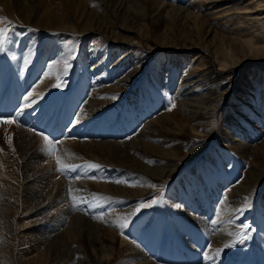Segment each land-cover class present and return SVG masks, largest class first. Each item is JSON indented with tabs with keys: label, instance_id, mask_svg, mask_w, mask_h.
I'll return each instance as SVG.
<instances>
[{
	"label": "rangeland",
	"instance_id": "374dc122",
	"mask_svg": "<svg viewBox=\"0 0 264 264\" xmlns=\"http://www.w3.org/2000/svg\"><path fill=\"white\" fill-rule=\"evenodd\" d=\"M25 1H28V0H0V18H7L5 22L0 23V27H8L9 22H16L15 24L24 25L27 27V28H23V30L21 29L22 31L19 28H15L16 30L12 29L10 31L11 33L9 34V39L7 41L8 43L7 48L9 50L7 55L9 56L10 54V56L12 57L14 52H18L19 54L18 59L13 58V61L16 62L15 60L17 61L19 60L18 65L20 67H22L23 64L25 66V62L24 60L22 61L21 58H19L20 56L23 58V56L21 55V51L17 47H20L21 43L26 45L23 41L24 37L26 39H29V43H33L35 41H36V45L39 43L37 45L39 46L37 47L39 54H41V52L45 49V47L47 45H50L52 41L53 42L57 41L59 43V47H53L54 50L51 51L48 57H44L41 60L38 57H36L34 60L30 62V63H34V62H38L39 60V63H36L39 67L45 66L46 62L51 61L55 57H58L60 63L63 62V66H60L61 69H65L64 62L68 60L70 61L71 59H72L71 61H76L79 64L83 63L86 68L87 67L89 68L90 66L92 71L90 69L88 70L87 68L88 74L86 73V68H84L83 71L79 74V76H82V79H80V82L83 79L87 78L86 74L89 76L88 78L89 83L91 82V78H90L91 76L94 77V79H92L93 81L99 77L98 75L100 73L97 71L98 68L94 66V63L101 64L103 58H108L107 54L109 53V50L106 51V49L110 44L114 48H117L118 51L116 55L111 57L110 61L105 65L106 70H104L105 68L102 69L103 71L100 70L102 71V74L103 72H108L109 69H111L118 61H121L123 59H128L129 61H131L130 64L128 65L126 64L128 62L125 63L127 65L126 67L127 69L123 68V70L120 73L115 74L116 77L113 80H111V77H109L108 74H105L104 79L101 80L104 82L98 81L92 86L91 85L88 86L87 84L81 85L78 83L77 73H79L82 70V68L76 69L78 66L74 63L70 65L71 67H68L66 69V72L61 71V75H59L60 76L59 78L55 77L54 80L56 83H54L52 86L61 84V81L62 83H64L65 80H67V83L70 86L73 85L74 83V85L78 89L77 91L79 92L81 91V94L85 95V97L83 96L82 98V101H83V102L81 101L82 103H76L77 98H75V104H74V107H72L73 110L72 109L70 110L71 113L69 112L60 113L57 117L51 116L49 121L51 122L52 125L48 129H46V126L48 123L45 126H44V123L42 122L36 123L37 126L38 124L42 125L41 127L39 126L37 127L35 124L36 122L35 119L29 120L30 124H28L27 126L30 128L34 127L33 131L31 129L30 131L36 132V133H45L49 129L53 130V128L56 126H60L62 128L61 131L64 133L63 134L64 137L63 135H61L62 137L60 138L54 137L52 139L53 143L56 144L55 145L56 153H57L56 148L57 146L58 147L60 146L61 141L67 140L65 138L66 131L67 133L69 132L70 134H74L77 132L78 134L77 137H79L80 141L89 140L91 142L92 141L97 142L99 140L115 139L119 142H122L121 144H126V143L131 144L134 140L132 137L140 133L138 130L143 129L144 128L143 125L146 122L149 124L154 122V116L163 112L164 109H166L169 105L174 104L173 102L174 94H179L181 90L186 89L187 85H186V82L182 80V74L183 73L189 74L188 72L190 71L194 72L202 56L209 61V64H211L213 67V71H211L213 75L212 79L209 80V78L206 77L207 76L206 69H203V70H200L196 74V76L192 77L190 80V83H193V85H195L196 83L201 84V85L196 84L197 90L195 94H192L191 96L192 98H194L192 102H196V103L201 102L199 106H204V108L206 109L207 108L211 109V107L213 106L215 109L214 114L216 115L215 121L211 125L212 131L210 134L206 135L204 131L202 130L190 131V132H193V134L191 135L196 134V136L190 135L188 137L189 140L186 143V148L181 152L184 155L185 152L194 150V151H197V155L184 158L185 159L184 161L179 159L180 165L177 167V169L175 170V172L173 173V175L170 177L169 180L167 181L156 180L152 184H149V186L152 187V189H155L151 191V194L145 195L144 197H142V199L136 198L132 200L130 203L129 201L128 203L124 201L123 205L120 207L119 205L117 206V203H115L116 206H114L113 208V209H119V208L128 209L133 204L137 205V207L134 209L132 214L128 216V219H131V221L128 223V226H130V228H132L133 225L137 223L136 217L140 218V217L145 216V219H149L148 212H147L148 210H152L153 217H155V215L160 214L162 217L168 218L170 220V225L169 226L167 225L166 229H167V232L171 233V234H168L170 238L173 235H175L173 230H176L178 226H181L179 217H181V219L189 220L191 219V216L194 215L196 217L197 215V217H200L201 220H200V224H195V225H201V228L199 229V231H203L202 229L206 231V223H204V221L205 220L208 221V218L205 216V214H203L202 210L205 209V207L210 204V199L213 200L214 187H212L209 184L208 180L205 181L202 178V176H200V173L199 174L193 173L197 175V178H196L197 181L193 179L191 172L188 173V168L198 167L199 164L202 165V162L206 161V159L210 160L212 164H214L216 169L218 168L217 170L218 175H216V177L219 176L220 179L217 177V180L219 181L220 184L216 183V186L218 187V193L219 195H221V197L224 196L225 192L228 189H230L229 187L233 185V183H240L246 177V172L242 171L243 169L241 168V163L240 165L238 164V160L235 157L234 155L235 153L232 151V149H234L233 146L235 147V145L240 144V141L242 143L245 142L243 145L247 144V146L252 148L253 146H256L258 143H261V141L264 139V134L262 135L260 133L254 134V130H253L255 129L254 128L255 124L256 126L260 125L259 123L260 121L256 117L258 116L256 108H257L258 103H260L259 100H261L259 99L258 94L259 92L264 91V57H260V58L256 56L246 57L245 59L246 61L239 62V65L236 64L235 66L231 67V69L227 71V73L222 74L221 77H215V73H217L216 71L217 63L215 62V58L213 57L212 50L206 49L204 45H200V44H196L195 46H189L190 44L188 43L189 42L195 43L197 40H200V39L206 42H210V39L212 38L211 36L213 35V31H209V29H207V27L204 25H206L208 21H214V23L219 24V25L223 24V22L237 21L238 16L241 15V12H240L241 8H243V6L245 5H248L249 4L248 2H251V0H126V3H127L126 6H124L125 0H117V1L105 0L106 3H103L102 1L100 2L101 7H99L96 4V1H92L86 7V9H92V7L94 6L92 14H90L88 17H85V18H83V15H80L78 18H76L77 19L76 27L85 25L86 21L92 27H95V29L92 32L93 34H87V35H84L79 30L77 31V29L69 30V28H67L68 30H65L64 32H60V31L50 32V30H46V29L38 30L37 26H40V23L38 20L40 10L36 9L35 12L32 13L31 16H28L23 6ZM137 1L140 2L139 6L136 4ZM146 1L152 3V8L154 6V8L150 10V12L148 9H146ZM190 1H197V2L203 1L204 6L201 7L200 10L198 11V15L200 14L201 15L200 17L198 16V18L196 16L198 20H196V18L192 19L191 16L193 14L189 13L191 16L187 18L186 16H188L189 14L187 15L184 14V11L186 10L184 8ZM56 2H57L56 5L60 6L57 0ZM107 2L109 3L108 7L106 6L108 4ZM178 5H180V7H178ZM257 8L259 9H257L256 11H251L250 13L255 14L254 12H257L260 15L264 16V7H257ZM136 10L140 12L141 16H143L142 18L135 19L134 17H132L133 15L132 12L136 13ZM172 10L174 11L172 15H168V12H171ZM177 16H180L179 18H181V20L184 19L183 24L180 23L179 20H176ZM247 16H249V14H246L244 17H247ZM96 18L99 19V21L96 20ZM110 19L112 20V22L111 21L108 22V20ZM158 20L160 21L159 24L154 26L153 23ZM166 20H168L169 22H166ZM197 22H199L198 23L199 27L200 28L202 27L201 28L202 32L201 30H199L200 28H198L197 26H194L196 25ZM174 23L176 25L175 27H174ZM111 26H113L114 30L111 29ZM182 29H185V30H182ZM193 33L194 35H192ZM174 34L177 35L179 38L175 39L174 37L176 36ZM182 34L183 36H181ZM103 35H105V38L102 37ZM165 35L167 36L166 38H165ZM173 35L174 37L172 38ZM14 36H16V38L19 39L18 43L16 40H13ZM123 37H127L129 39V43L123 44L122 47L121 45H117L118 43H115V42L112 43L111 41V39H116V38H118L119 40H122ZM182 38H184V40ZM183 42H186V46H183L184 45ZM10 43L13 49L16 47L15 48L16 51L15 50L12 51L10 49V46H9ZM85 56H88L89 60ZM61 58L63 60H61ZM11 70L17 73L16 67H14L13 64H11ZM40 70H43V67H41ZM94 70L96 71L95 74H93ZM70 72H72V74ZM138 72H140L142 77L140 76L137 79L138 80L140 79L141 81L137 84L138 80L136 79V82L131 84L130 83L131 81H129V76L132 73L133 75L136 76L138 75L137 74ZM175 72L179 73V75ZM112 77H114L113 74H112ZM167 77L175 78L176 79V80L174 79V82H176L175 85L165 86ZM56 79L58 80V82ZM106 80L107 81L109 80V82H107ZM19 82L21 81L19 80ZM109 83H114L115 89H118L119 86L122 89L126 88L129 90V93L124 94V96L120 98L119 100L115 98L114 100H112L113 102L110 101V103L112 102L113 104V107L111 109L107 107V105H109L110 103L100 107L99 110L103 112V115L100 118L101 112L99 111L100 113L98 114V116L94 118L95 119L94 123H97L96 126L93 127L94 129H91V131H89V128L91 127L87 128L86 126L88 125L86 124H85L86 126L82 125L84 127L76 129L75 127L79 125L80 122L84 121L85 116L80 118L79 113H78L77 115L80 121L76 120L75 116H73L72 114V111H75V109L77 111H80L81 108H83L84 106L82 104L87 99H89L88 101L92 103L93 99L90 98L92 93L97 92V91L100 92L104 90L107 87L106 84H109ZM135 84L137 86L133 87L132 85L135 86ZM156 86L158 88H161V92L157 93L153 89L151 91L152 95H150L147 99V101L149 100V102L146 103L148 104V106L146 105L139 106V101L142 104L145 101V100H140V96H146L147 89H150V88L152 89V88H155ZM202 86L205 90L202 88ZM153 92L157 93V94L154 93L155 94L154 97H153ZM29 93H31V91ZM35 95L33 97H35ZM129 95L131 96L128 97ZM250 96L253 97L252 101L251 99H249ZM27 97H31L33 99V97L29 96V94L27 95ZM98 97L105 98L106 96H105V93H101L99 94ZM126 97L128 98L126 99ZM157 98L162 99V102L165 101L163 103L164 105L163 110L161 111L158 109V107H156L157 111H154L149 114L148 111L150 109L149 105H151L150 102L152 103L155 102ZM125 99L126 101L124 104ZM116 101H120L122 105L124 104V107ZM166 102L167 103L170 102L171 104L169 103L167 104ZM97 106H100V105H97ZM97 106L96 108H99ZM120 106H122L123 109L122 108L119 109ZM125 106H129L131 109L132 107H135V108H138V106L141 107L140 110L139 109L134 110L135 116H138V113L136 111H139V114H140L141 111L146 109L147 116L142 121H140V123L136 124V126H134V128L131 131L127 132L128 134H126V131L123 133L119 132L120 134H118L117 136H113V137L106 136L104 134H101V135L90 134V132L92 133L96 129H102L103 124L105 122H107V124L110 125L111 122L113 121L112 122L113 124H111L113 128L116 126L115 123L117 124L124 123L123 121L131 123V118H129L130 114L126 115L125 120H122L121 118L123 116L122 112L125 109ZM17 108H18L19 115H16L15 118L14 116L11 118L9 117L11 115H9L8 116L9 118H5V119L7 120L14 119L13 121L16 122L15 121L16 117H19L20 115H24V113L27 112L26 110L27 107L25 106L22 107L21 104H19ZM130 108L128 109L130 110ZM105 111L107 112L106 118L104 115ZM35 113L36 111H33L32 116ZM103 117L105 120L102 119ZM58 118H62L63 121L59 119L58 120L59 122L55 123V120H57ZM73 118L74 120H76V123L73 125L67 126L68 122L71 121ZM117 119L121 122H117L118 121ZM263 122H264V119L261 118V123ZM99 123H102V127L98 126ZM17 124L19 123L17 122ZM70 124H72V121L70 122ZM65 126H67L68 129ZM70 126L74 127L73 130L70 129ZM111 126H105V128L111 127ZM147 126H145V128ZM259 127H262V126L260 125ZM214 128L218 130L217 132L218 134L215 133ZM126 130H129V129H126ZM4 132L6 133L8 131H3V133ZM165 132L166 133L171 132L170 128L166 127ZM199 134L204 135V136L199 137ZM221 135L222 136L224 135L227 138L226 140L223 141L224 144L222 141L219 140L220 137H222ZM0 139H1V136H0ZM90 139H94V140H90ZM230 144H235V145H231L232 146L231 148ZM42 147L43 148L37 147V149L35 148L34 149L35 150L42 149L43 151L47 150V146H42ZM123 153L124 151L121 150L120 155ZM58 156L59 158H61L60 159L61 166L67 164V163H64L62 160V159H66L64 155H62L63 157H61V155H58ZM58 156L57 154H54L53 156H51L54 158L53 164L55 165V170H56V167L58 166L57 164ZM86 156L85 158H88L87 160L91 162V158L86 157ZM128 156H130L132 159H136L135 154H133L132 149L130 150V153ZM99 158L100 159L103 158L102 155H99ZM74 162L75 161L69 162L67 165L75 166L76 163ZM127 162H133V161L127 158ZM144 163L145 161L141 160L139 166H141ZM177 163L178 161L176 163L174 162L173 164L174 169ZM84 164L86 165L85 162ZM78 165H82V164L79 162ZM3 166L4 167H2V169L0 170V179L4 180L9 185H11V183H14V184L19 183L21 186H24L26 185V182L27 183L29 182L30 184L37 183L36 182L37 180H29L27 179V177L22 178L21 180L20 176L15 174V171H14L15 165H13L11 161H9L8 163H4ZM86 166L83 167L81 171H79L80 177H77L76 175L77 170L75 172V175L72 176V178H75L74 180L76 181L78 178L79 182H75V184L70 183V182L67 183L70 176L69 178H63L65 182H63L62 184L63 185L62 190H63V193L65 194V201L68 207H70V212H68L69 216L64 217V219H62L61 222L60 221L57 223L54 221L49 222V220L48 221L44 220L45 222L42 221V224L39 222H36L38 221L37 218L40 217L41 215H45V214L49 215L50 213H52L55 207L51 204V205L42 206L41 209L39 210L29 211V209L27 210L25 209V211H22V212L17 211L13 215L12 217L13 220L10 222V224L8 223L7 226H4V223H6L4 221L5 218L9 217L6 211L7 210L6 205L12 203V201H10L8 198H4V196H2V198L0 197V245L1 246L3 245L2 248L5 249L4 252L6 253V254L0 255V264H25V263H29V260H28L29 258L30 259L37 258L39 260V259H45L47 258V256H48L47 260L49 261V255H50V252L52 253V250H54L53 248L54 246L59 245L60 247H63L64 249L66 247V243H68L71 240L69 237H72V236H68V232H67L71 230H75V231L77 230L76 232L80 236L81 234H84L87 231H89V235H94L93 245L92 246L88 245L86 247L87 250L90 251L91 253L90 258L87 257V255L85 254V250L80 244H78L76 241L72 242L71 246L72 245L75 246L76 249L78 250L72 264H106L103 261L104 253L107 254L108 252H110L112 250V246H114L113 245L114 232L112 231L109 232L107 228H111V230H114L115 228L116 229L120 228L121 230H123L124 228L128 227V226L122 227V224L124 225L126 221H122L118 217L113 216L114 214L111 213L113 209L111 208V206H108V205L110 203H113L112 201L117 202V201H121L125 199H121L122 196L117 195L118 192L115 190V185L113 183L119 184L120 182H119V179H116L115 177H113V179L107 180L108 185L106 188L108 191H110V195L107 194L104 196L103 194H101L102 191L98 189L99 186H101L100 185L101 183L98 181L97 177H95L94 175L95 173L94 168L93 169L91 167L87 168ZM195 169L198 170V168H195ZM229 170L231 172H229ZM30 173L34 174V176L37 177L38 171L31 170ZM57 174L59 173L57 172ZM128 174L129 173L123 174V176L127 178L129 177ZM227 174H230V176H227ZM261 175L262 174L257 175V176L253 174H248L245 180L247 181L246 184L250 182L258 183L257 189L255 190V193L258 195V197L254 199L253 201L256 207L258 206V204H263V205H260V206H263V208L258 214L261 215V217H264V178L260 180L259 178L261 177ZM132 177L135 180L134 179L130 180V184H135V182L138 181V177L135 175ZM72 178L71 180H73ZM232 178L234 179L233 180L234 182L232 181L228 182ZM80 180H83V181H80ZM186 181L189 183V186H190L188 188H193L192 191L195 194L190 199H194L198 203V206L195 209L190 208L191 203H189L188 201H184V198L182 199V196H180V193L183 195V193H185V191L187 190L185 185H188V183ZM195 181L197 183H195ZM74 185L80 186L78 190H82V192L84 193L79 194L78 197H76L74 195L75 194L74 193L75 191L73 189ZM92 187H95L94 188L95 190ZM69 189H72L73 193L71 192L70 194ZM20 196L22 197V194ZM128 199H132V197H128L127 200ZM167 199L168 200L170 199L169 202L172 203V205L175 204L173 202H177V204L179 203L181 205V209H183L181 210V212L180 210L179 212L174 211L175 214L173 212L172 218L167 212V204L165 203L166 202L165 200ZM82 200L85 202H81ZM89 200H91L90 201L91 208L87 205ZM153 201H155V203H152ZM56 203H58V201H56L55 204ZM77 203L78 205L82 206V209H80L79 211L74 209L75 208L74 205ZM146 203H151L152 206L144 207L143 205ZM199 203L201 204V206L199 205ZM87 207H89V209ZM159 207H161V209H159ZM172 207L175 208L174 205ZM189 211L192 214H188ZM77 213L80 214L81 216L76 215L75 216L76 218H73V217L71 218V222L68 221L71 215H74ZM211 213H212L211 211L209 213L207 212L209 216H211ZM256 214H257V211H254L248 218H245L244 221L245 220L255 221V217L258 218L259 216L258 214H257L258 216ZM112 216L115 218L113 219ZM261 217H259L258 221L256 222L257 224L249 226L246 229V230L251 231L247 234L248 238L252 236L251 238L253 239L255 244H257V249L260 248V250L262 248L264 249V233H263L264 232V220ZM66 225H68V227L64 229ZM183 228L186 234L188 233L185 238V242H187L188 245L181 252H177L180 256L184 255L186 258L190 257L191 255L189 254L193 251V253L195 252L196 254V259L198 257L197 254H199L200 255L199 259L202 260L205 257L206 251L211 250L210 247L212 248L216 247V245L213 247V245L210 244V240H208L207 243L205 244L202 239L200 240L199 238H195V240L199 242L201 246L200 248L198 246V243L193 241L195 234H193L194 231L189 228L188 223H186V226H184ZM163 229L157 226V231H155V233L157 234V238H159L160 240H161V232L165 233V230ZM218 230L221 234L223 233L222 235L224 237L227 238L228 236L227 231H226L227 229L218 226ZM257 230L262 231L260 235H255V232ZM8 231L10 234L8 233ZM40 234H42V236ZM9 235H11L10 238H12V247H11V244L7 245L6 236H9ZM191 237L193 239H191ZM37 238H38V241H37ZM29 240H31L32 242ZM55 240L56 241L59 240V242H56ZM134 241L136 242L135 239ZM177 241L178 242L180 241L179 237H177ZM232 241H235V238ZM236 242H238V240H236L234 243L230 242L228 244L230 245L228 247L229 249H227L226 252L227 251L234 252L236 248L238 247V244ZM33 243L34 244L36 243V244L34 245ZM205 246H206V249H205ZM242 247L246 248V246L244 247V244ZM216 248L220 249V246ZM230 248L232 249V251ZM246 249L248 250V248ZM40 252L42 253V255ZM44 255H46V257H44ZM149 256L150 257L153 256L151 258L154 259L155 257L160 256V254L159 253L152 254ZM258 258L259 259L261 258L262 259L261 262H264V256L262 257V254L261 256L258 254ZM211 259L210 260L212 261V263L216 262L215 259L213 258ZM39 261H42V260H39ZM183 262L185 263L186 261H183ZM189 263L190 262H188L187 264ZM227 263L228 262L226 260L225 262L223 261L221 264H227ZM172 264H175L174 261L172 262ZM198 264L200 263L198 262Z\"/></svg>",
	"mask_w": 264,
	"mask_h": 264
},
{
	"label": "bare ground",
	"instance_id": "6f19581e",
	"mask_svg": "<svg viewBox=\"0 0 264 264\" xmlns=\"http://www.w3.org/2000/svg\"><path fill=\"white\" fill-rule=\"evenodd\" d=\"M57 1L60 6L56 5L57 3L56 0H28L24 2V5H23L24 10L28 16H31L32 13H34L36 9L40 10L39 17H38L40 26H37L38 30L46 29V30H50V32H58V31L64 32L65 30H68L67 28H69V30L77 29V31L78 30L81 31L84 35L93 34L92 32L95 29V27H92L89 23H87V21L85 22V25L76 27L77 26L76 18H78L80 15H83V18H85V17H88L90 14H92L94 6L92 7V9H86L87 5H89L92 1H96V4L99 7H101V3H100L101 1L103 3H106L105 0H57ZM114 1H117V0H114ZM248 3H249L248 5H245L243 6V8H241L240 10L241 15L238 16L237 21L223 22V24H220V25L214 23V21H208V23L204 25L207 27V29H209V31H213V35L211 36L212 38L210 39V42H206L200 39V40H197L195 43L194 42L188 43L190 44L189 46H195L196 44H200V45H204L206 49L212 50L213 57L215 58V62L217 63V67H216L217 73H215V77H221V75L227 73V71H229L231 67L235 66L236 64L239 65V62L246 61L245 60L246 57H251V56L252 57L256 56L259 58L264 57V16L260 15L257 12H254L255 14L250 13L251 11H256L257 9H259L257 7H264V0H251V2H248ZM136 4L139 6L140 2L137 1ZM126 5L127 3L125 0L124 6ZM106 6L108 7L109 3ZM203 6H204L203 1L188 2V4L184 8L186 9L184 11V14L187 15L190 13L193 15L191 16L189 14L188 16H186V18L190 16L192 17V19H195L196 16L197 18L198 16L200 17L201 14L198 15V11ZM178 7H180V5H178ZM153 8H152V3L146 1V9H148L150 12V10H152ZM173 12H174L173 10L171 12H168V15H172ZM132 14H133L132 17H134L135 19L143 17L141 16L140 12L137 10H136V13L132 12ZM246 14H249V16L244 17ZM179 17L180 16H177L176 20H179V22L183 24L184 19L181 20V18ZM197 18L196 20H198ZM96 20L99 21V19L97 18ZM110 21L112 22L111 19L108 20V22ZM159 22H160L159 20L155 21L153 25L156 26L157 24H159ZM166 22H169V21L166 20ZM10 23L12 22H9L8 24ZM15 23L16 22H13V24ZM198 23L199 22H197L196 25L194 26H197L198 28H200ZM175 26L176 25L174 23V27ZM201 28L199 30H201L202 32ZM111 29L114 30L113 26H111ZM14 30L16 29L14 28ZM182 30H185V29H182ZM174 35L172 36V38L174 37ZM192 35H194V33ZM175 36H176L174 37L175 39L179 38L177 35ZM181 36H183V34ZM102 37L105 38V35H103ZM166 37L167 36L165 35V38ZM182 39L184 40V38ZM23 41L26 45L21 43V46L17 48L21 51V55L23 56V58L21 56L19 58H21L22 61L24 60V62H25V59H28V60L30 59V62H31L36 57H38L41 60L44 57H48L51 51L54 50L53 47H59V43L57 41H54V42L52 41L50 45H47L45 49L43 48L44 50L43 51L41 50L42 52L41 54H39V51L37 49V47H39L37 46L39 43L37 45H36V41L33 43H29V39H27V43H26L25 37L23 38ZM111 41L112 43L113 42L118 43L117 45H121V47L123 44L129 43V39L127 37H123L122 40H119L118 38L111 39ZM183 44H184L183 46H186V42H183ZM108 50H109V53L107 54L108 58H103L101 64L94 63V66L98 68L97 71H100L103 68L106 69L105 65L110 61L111 57L116 55L118 51V49L114 48L111 44L107 47L106 51ZM18 55H19L18 52H14L12 57L9 54L7 60L0 62V68H2L0 70V80L6 81L8 74L23 75L24 77L22 80L24 81L19 82V84L23 86V84L26 82L25 80L26 76L29 79L31 78L33 82H36L35 78H40L29 90V92L31 91L32 97L37 92L38 93L35 95V97H33V99L31 97H28L27 101L25 100V97L29 94V92L27 94L25 93L23 94V98L20 100V104L22 105V107L25 106L26 104L29 106H27V109H26L27 112H25L24 115H20L19 117H16L15 119L16 122L6 123L5 121H7V119L0 118V136H1V139H0V170L2 169V167H4L3 166L4 163H8L9 161H11V163L15 165L14 167L15 174L19 175L21 180L22 178L27 177V179L29 180H37L36 181L37 183L30 184L29 182L28 183L26 182V185L24 186H21L19 183H16V184L11 183V185H9L4 180L0 179V197L2 198V196H4V198H8L10 201H12V203L6 205V208H7L6 211L9 217L5 218L4 221L6 223H4V226H7L8 223L10 224V222L13 220L12 218L13 215L17 211L22 212V211H25V209L26 210L29 209V211L39 210L41 209L42 206L51 205V204L55 207L52 213H50L49 215H46V214L41 215L40 217L37 218L38 221L36 222H39L41 224H42V221L44 220H47V221L49 220V222L54 221L56 223L59 221L61 222V220L64 219V217L69 216L68 212H70V207H68L65 201V194L63 193V190H62V186H63L62 184L63 182H65L63 178H69L70 176L67 183L70 182V183L75 184V182H79L78 178H77V181L74 180L75 178H72V176L75 175L76 170H77V173H76L77 177H80L79 171H81L82 168L85 167L86 165H87L86 166L87 168H90L89 165L94 164V163L95 165L99 166L97 168H94V172H95L94 175L95 177H97L98 181L101 183L100 184L101 186H99L98 188L100 191H102L101 194H103L104 196L107 194L110 195V191H108L106 188L108 185V181H107L108 179H113V177H115L116 179H119V182H120L119 184L117 183H113V184L115 185V190L118 192L117 195L122 196L121 199H125V200L119 199L121 201H117V202L112 201L113 203H110L108 206H111V208L113 209L114 206H116L115 203H117V206L119 205L120 207L123 205L124 201H126L127 203L129 201L130 203L132 200L136 198L142 199V197H144L145 195L151 194L152 190H155V189H152V187H150L149 184H152L156 180L167 181L170 179V177L173 175L177 167L180 165L179 159L184 161L185 160L184 158L197 155V151H194V150L185 152L184 155L181 152L186 148V143L189 140L188 137L191 134H193V132H190V131L202 130L204 131L206 135L210 134L212 131L211 125L212 123H214L215 116H216L214 114L215 113L214 107L212 106L211 109H208V108L206 109L204 108V106H199L201 102H198V103L192 102L194 98L191 97L192 94H195L197 90L196 84H199V83H196L195 85H193V83H190V80L192 77H195L196 74L200 70H203V69H206V74H207L206 77L209 78V80L212 79V76H213L211 72L213 71L212 65L209 64V61L202 56L194 72L190 71L188 72L189 74H184V73L182 74V80L186 82L187 86H186V89L181 90L179 94H174V97H173L174 104H171L172 103L171 101H170L171 103L168 102L171 105H169L166 109H164L163 112H161L163 110V107H164L163 103L165 101L162 102V99L157 98L155 102L153 103L150 102L151 105H149L150 109L148 113L150 114L154 112L156 107H161L159 109L161 110L160 111L161 113L154 116V122H152L151 124L146 122L143 125L144 128L148 124L149 125L145 129L143 128V129L138 130L140 133L132 137L134 140L131 144L129 143L121 144L122 142H119L115 139L99 140L97 142H94V141L91 142L89 140L80 141L79 137H77L78 135L77 132L74 134H70L69 132L67 133L66 131L65 138L67 140L61 141L60 146L59 147L57 146L56 148L57 150V153H56L55 150L54 151L50 150L49 144L47 141H45L44 136H47L49 140L52 141L49 135L53 136V134L55 135L57 132L59 133V131H61L62 128L60 126H56L53 128L54 132L53 130L49 129L45 133L38 134L36 132H32L34 127L30 128L26 125V123L28 124L27 122L28 120L35 119L36 121L35 124L42 122L44 123V126H45L47 123H49V119L51 118V116L57 117L60 113H68V112L71 113L70 110L72 109V107H74L75 98H77L76 103H82L83 101L81 102V99L83 96H81V91L80 92L72 91L71 96H68L66 100H63V101H60L58 99L51 100L50 99L51 89L52 87L56 86V85L52 86L54 83H56L54 79L55 77H58V78L60 77L59 75H61V71L65 72V69L60 68V66H63V62L60 63L58 57H55L53 59L51 58L52 59L51 61L47 60L48 62H46L45 66H40V69L41 67H43V70L39 72L41 73V76L39 77V73H37V70H38L37 66L31 69L32 63L29 62L27 65L25 64V66L23 64L24 67L22 66L23 67L22 68L18 64H16V62L13 61V58L18 59ZM85 57L88 58L89 60L88 56H85ZM61 60L63 59L61 58ZM71 60L67 61L68 65H71L72 63H74L77 66H79L78 62L71 61ZM10 62L11 64H13L14 67H16L17 73L11 70V66L8 67ZM130 62L131 61H129L128 59H123L121 61H118L111 69H109L108 72H103V74L101 75V78L104 79L105 77L104 75L108 74L109 77H111L112 79V74L116 76L115 74L120 73L123 70V68H126L127 65L130 64ZM36 63H39V60ZM64 65H65V68L67 69L68 67L66 66L65 62H64ZM115 71H118V73H114ZM137 74L138 75L135 76L132 73L129 76V81H131L130 82L131 84L136 82V79L141 76L140 72H138ZM177 74L179 75V73ZM174 79L175 78L167 77L165 86L175 85L176 82H174ZM15 80L16 79L10 80L11 83L8 82V85L6 86L2 85L1 86L2 88H0L1 90L0 94L3 95L2 94L3 92L5 93L8 91L14 94H17L15 92H18V91L20 92V88L15 91V89L13 88L14 85L12 86V83L14 84ZM140 81L141 80L139 79L137 81V84ZM107 82H109V80ZM61 84H62V81H61ZM106 85L107 87L104 90L100 92L97 91V92L92 93V95L90 96V98L93 99L92 103H90L88 101L89 99H87L82 104L84 106L83 108H81L80 111H77L76 113L75 111H72V114L73 116H75L76 120H79L78 115H77L78 113H79L80 118L85 116L84 121L80 122L79 125L75 127L76 129L84 127L82 125H85V124L88 125V126L85 125L87 128L91 127L90 131L91 129H94L93 127H95L97 124V123H94V120H95L94 118H96V116H98V114L101 112L99 110L100 107L103 105L109 104L110 101L114 100L115 98L119 100L120 98L124 96V94L129 93L128 89L126 88L122 89L120 86L118 89H115L114 83H109ZM132 86L136 87L137 85L135 84V86L134 85ZM153 89L157 93L161 92V88H158L157 86L152 89L151 88L147 89V92H146L147 94L145 93L146 96H140V100H145L144 101L145 104L149 102V100L147 101V99L150 95H152L151 91ZM98 93L99 94L105 93L106 97L100 98L98 97L99 96ZM258 96H259V99L261 100H259L260 103H258L257 108H256V111L258 114V116L256 117L260 121L258 122L260 123L262 127H259L260 125L256 126L255 124L254 126L255 129L253 130H254V134L260 133L262 135L264 134V122L261 123V118L264 119V91L259 92ZM253 97L250 96V98L249 97L248 98L251 99L252 101ZM16 101L17 99L14 98L13 106H15ZM116 102L120 103V101H116ZM120 104L122 105V103ZM97 105H100V106H97ZM96 106L99 108H96ZM33 111H36V113L32 116ZM125 111H127V114L132 113V110H128L126 106L122 112L123 113L122 115H124ZM146 111H147L146 109L141 111L137 117H134V115L133 116L131 115L132 117H129L131 118V123L125 122V121H123L124 123H118V124L115 123L116 126L114 128L112 126L106 127V128L104 127V129L103 128L96 129L92 133L90 132V134H93V135L104 134L110 137L117 136L118 134L125 132L126 129H130L131 127H133L139 121V119H144L147 116ZM16 112H18V108ZM102 115H103V112L100 113V118ZM104 115L106 118L107 117L106 111L104 112ZM59 119L62 120V118H59ZM102 119H104V117ZM9 120H12V119H9ZM17 122L19 124H17ZM56 122L57 121L55 120V123ZM117 122H121V121L118 120ZM98 126L102 127V123H99ZM166 127L170 128L171 132L166 133L165 132ZM73 128L74 127L70 126V129L73 130ZM30 129L32 131H30ZM3 131H8V132L3 133ZM217 132L218 130L215 129L216 134H218ZM191 136H196V134L191 135ZM203 136L204 135L199 134V137H203ZM226 139L227 138L223 135L222 137H220L219 140L223 142ZM90 140H94V139H90ZM244 143L240 141V144H237V143H236L237 145L230 144V146L235 145V147L233 146L234 149H232V151L235 153L234 155L238 160V164L240 165L241 163V168L243 169L242 171L246 172V177L248 174H253L256 176L262 174L261 177L259 178L261 180L264 178V139L261 141V143H258L256 146H253L252 148L247 146V144L243 145ZM42 146H47V150H44V151L42 149L35 150L37 149V147L43 148ZM131 149L133 151V154H135L136 159H132L130 156H128ZM121 150H123L124 153L120 155ZM50 154L51 156H53L54 154H57V156L61 155V157H63L62 155H64L66 159H62V160L64 163H67V164L69 162L75 161L74 163H76L75 165L76 170L75 171H57L58 166L56 167V170H55V165L53 164L54 158L51 157ZM99 155H102L103 158L100 159ZM85 156L91 158V162L87 160L88 158H85ZM127 158L132 160L133 162H127ZM83 160L86 163V165L84 164ZM141 160L145 161V163L139 166ZM177 161L179 164L177 163L174 169L173 164L174 162L176 163ZM79 162L82 165H78ZM202 165L199 164L198 167H191V168L189 167L188 173L191 172L192 177L195 180L197 178V175L193 173H198V174L200 173V176H202V178L205 181L208 180L209 184L212 187H214V190H213L214 200L212 204L213 210L211 214L212 217H209L208 221L207 220L204 221V223H206V231L204 229H202L203 231H199V229L201 228V225H195V224H200L201 219L200 217H197V215L196 217L193 215L191 216V219L189 220L179 219V221L181 222V226H178L176 230H173L175 235L173 236L171 235L172 236L171 238L168 236V234H171L170 232L169 233L161 232V240H160L159 238H157V234L155 233V231H157V226L162 228L161 221L163 220L158 219L157 221H155L154 219L153 220L145 219V216L140 217V218L136 217L137 223L134 224L132 228H130V226H128V223L131 221V219H128V216L132 214V212L137 207V205L133 204L128 209H125V208L113 209V211H111V213L114 214L113 216L118 217L122 221H126L128 227L124 228L123 230H121L120 228L118 229L115 228L114 230H111V228H107L109 232L111 231L114 232V235H113L114 237L113 245L114 246H112V250L110 249L111 250L110 252H108L107 254L104 253L103 261L106 264H172L173 261L174 263H176L177 256L173 255L172 257L173 250L176 252H181L188 245L187 242H185V238L188 233L186 234L183 228L184 226H186V223H188L189 228L193 230L195 234L200 233L202 234V236L206 238L210 236L208 240H210V244L213 245V247L215 245L216 247L220 246L219 250L221 251L219 252V255L216 254V250H217L216 247L214 248L210 247L211 250L206 251L204 259L202 260L198 259L200 264H221L223 261L225 262L227 260L225 254H226V250L229 248L225 247V245H228L230 242L234 243L236 240H238L241 234H243L244 236L243 242H245L246 239L248 240L249 238L247 236L246 229L249 226L257 224L256 222L258 221L259 217H261V215H259L258 213L263 208V206H260L263 204H258V206L256 207L253 201L254 199L258 197V195L255 193L258 183L250 182L246 184L247 181L245 180L246 179L245 177L242 182L233 183V185L229 187L230 189H228L225 192L224 196L221 197V195H219L218 193V187L216 186V183H219V181L217 180V177L219 178V176L216 177V175H218L217 173L218 168L216 169L214 164H212V162L207 159L206 161L202 162ZM195 168H198V170H196ZM31 170L38 171L37 177L34 176V174L30 173ZM231 171L229 170V172ZM57 172L59 174H57ZM127 173H129L128 174L129 177L126 178L125 176H123V174H127ZM134 175L138 177V181H136L135 184H130V180L134 179L132 177ZM227 176H230V174H227ZM71 178L74 181L71 180ZM233 180L234 179L232 178L228 182H231V181L234 182ZM80 181H83V180H80ZM196 181L195 183H197ZM73 187L75 191L74 195L76 197H78L79 194L84 193L82 192V190H78L80 186L74 185ZM185 187L187 188V190L185 191V193H183L184 201H188L189 203H191L190 208L195 209L198 206V203L194 199H190L191 197L195 195L192 191L193 188H188L190 187L189 183L188 185H185ZM92 188L94 189L95 187H92ZM21 194H22V197L20 196ZM128 197H132V199L127 200ZM169 200L168 199L165 200L166 201L165 203L169 205V208H168L169 213H171L172 211L179 212V210L181 212V210H183L181 209V207L180 208L175 207L176 209L173 208L172 206L173 205L175 206L177 202H173L175 204L172 205V203H170ZM56 201H58V203L55 204ZM90 201L91 200H89L87 204L89 207L91 204ZM74 207H75L74 209H76L77 211L82 209V206L78 205V203L75 204ZM89 207L87 208L89 209ZM159 209H161V207H159ZM209 210L210 209L208 206V211ZM254 211H257V214L259 216L257 214L256 215L258 216V218L255 217V221H247V220L244 221V219L248 218ZM188 214H192V213L189 211ZM76 215L81 216L78 213L71 215L68 221L71 222V218L72 217L76 218L75 217ZM113 216L112 218L114 219L115 217ZM261 218L264 220V217H261ZM213 221H216V223H213ZM218 226L227 229L226 230L227 235H228L227 238L222 235L223 233L221 234L219 232ZM67 227L68 225H66L64 229H66ZM76 231L75 230L67 231L68 236H72V237H69L71 240L68 243H66V247L64 249L63 247H60L59 245L54 246V247L52 246L54 250H52V253L50 252L49 261L47 260L48 256L45 259H39L42 261H39L37 258L35 259L29 258L28 259L29 263H25V264H72V262L75 259V255L78 251L75 246L73 245H72L73 247L71 246L72 242H75V241L83 247V249L85 250V254L87 255L88 258H90L91 253L90 251L87 250L86 247L88 245L90 246L93 245L94 235H89V231H87L86 233L81 234L80 236ZM261 232L262 231L257 230L255 232V235H260ZM40 235L42 236V234ZM10 237L11 235L6 236L7 245L11 244V247H12V238ZM177 237L180 238L179 242L177 241ZM195 238L197 237L195 236L194 239ZM234 238H235V241H232ZM134 239L136 240L137 243L134 241ZM37 241H38V238H37ZM193 241L195 242V240ZM56 242H59V240ZM2 246L0 248V255L6 254L4 252L5 249H3ZM248 251L250 250L248 249ZM257 252L260 256L261 254H262V257L264 256L263 248L261 250L260 248L257 249ZM158 253L160 254V256L155 257L154 259L151 258L153 256L151 257L149 256V255L158 254ZM189 255L191 256L187 258L184 255H181L180 256L181 261L188 262V261H192L196 259L195 252L193 253L192 251ZM44 257H46V255H44ZM211 258L215 259L216 262L212 263ZM249 258H250L249 261L245 262V264H259V262L260 264H264V262H261L262 261L261 258L260 259L258 258V260H256L253 257V255H252V258L251 256Z\"/></svg>",
	"mask_w": 264,
	"mask_h": 264
},
{
	"label": "snow or ice",
	"instance_id": "6c2138e0",
	"mask_svg": "<svg viewBox=\"0 0 264 264\" xmlns=\"http://www.w3.org/2000/svg\"><path fill=\"white\" fill-rule=\"evenodd\" d=\"M6 19H7V18H0V23L5 22ZM8 38H9V31H8V28H7V27H0V50L3 49V46L6 44ZM29 62H30V61H29L28 59H25V64H26V65H27ZM65 64H66L67 67H70V65H68L67 61H65ZM65 72H66V68H65ZM29 96H31V93H29ZM25 100H26V101L28 100V97H27V96L25 97ZM27 106H28V105L26 104L25 107H27ZM17 115H19V113H18ZM5 122H6V123H12V122H14V121H12V120H7V121H5ZM38 134H39V133H38ZM44 139H45V141L48 142L49 147H50V150L54 151V150H55V144L53 143V141L49 140V138H48L47 136H44ZM57 164H58L57 171H75V170H76V166H73V165H67V164H65V165L60 166V158H59V157H57ZM89 166H90L91 168H97V167H99L98 165H95V164H90ZM69 192H70V194H71L72 189H69ZM94 198H95V197H94ZM81 202H85V201L82 200ZM152 203H155V201H153ZM74 206H75V205H74ZM143 206H144V207H151L152 204H151V203H146V204H144ZM175 207L180 208L181 205L177 204V205H175ZM213 223H216V221H213ZM126 226H127V222H125V224L122 225V227H126ZM245 227H247V226H245ZM243 238H244V236H243V234H241V242H242ZM229 246H230V245H225V247H229ZM220 251H221V250L217 249V250H216V254L219 255V252H220Z\"/></svg>",
	"mask_w": 264,
	"mask_h": 264
}]
</instances>
